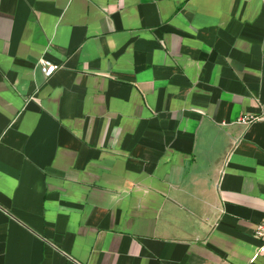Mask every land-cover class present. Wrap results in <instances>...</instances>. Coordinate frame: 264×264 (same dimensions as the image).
<instances>
[{
  "label": "crops",
  "instance_id": "crops-1",
  "mask_svg": "<svg viewBox=\"0 0 264 264\" xmlns=\"http://www.w3.org/2000/svg\"><path fill=\"white\" fill-rule=\"evenodd\" d=\"M261 220L264 0H0V264H264Z\"/></svg>",
  "mask_w": 264,
  "mask_h": 264
},
{
  "label": "built area",
  "instance_id": "built-area-1",
  "mask_svg": "<svg viewBox=\"0 0 264 264\" xmlns=\"http://www.w3.org/2000/svg\"><path fill=\"white\" fill-rule=\"evenodd\" d=\"M55 68L56 65L51 61H48L46 59L40 60V69L46 77H49L56 70ZM256 118L257 116L254 117L252 115H242L238 119V122L249 123L253 120H256ZM253 236H255L260 242L258 253L264 252V220L259 221V223L255 225L253 229Z\"/></svg>",
  "mask_w": 264,
  "mask_h": 264
}]
</instances>
